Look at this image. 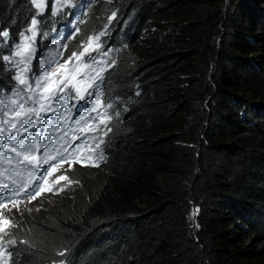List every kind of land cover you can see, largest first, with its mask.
Masks as SVG:
<instances>
[{
  "label": "trees",
  "instance_id": "obj_1",
  "mask_svg": "<svg viewBox=\"0 0 264 264\" xmlns=\"http://www.w3.org/2000/svg\"><path fill=\"white\" fill-rule=\"evenodd\" d=\"M29 9L0 0V31ZM112 10L129 112L99 167L12 218V264H264V0H98L87 32Z\"/></svg>",
  "mask_w": 264,
  "mask_h": 264
},
{
  "label": "snow or ice",
  "instance_id": "obj_2",
  "mask_svg": "<svg viewBox=\"0 0 264 264\" xmlns=\"http://www.w3.org/2000/svg\"><path fill=\"white\" fill-rule=\"evenodd\" d=\"M88 3L89 0H51L49 9V0H30V24L25 19L24 23L28 26L19 32L18 42L14 37L10 40L8 30L0 31V37H3L0 41V58L7 70L14 71L10 81L16 85L14 88L0 87V209L10 211L7 203L18 209L17 197H24L30 202L44 193L62 191L63 188L57 187L61 181L66 182L65 187L74 183L67 175L54 176V170L60 171L57 165L62 167L67 162L71 168L72 162H75L98 167L104 159L100 148L102 138L95 143L92 151L79 155L77 149L84 147V143L73 147L67 133L59 137L51 134L58 131L61 125L71 127L67 121L72 120L74 114L75 125L92 124V131L99 125L107 127V121L112 119L108 109L113 104L101 105L98 102L102 99L106 71L101 64L107 62L105 58L113 49L108 48L99 57L90 56L87 63L82 58L90 50L97 51L103 47L99 43L100 38L107 34L108 24H111L117 13L112 12L105 30L95 37V49L91 43L93 37L89 36L84 51L79 54L73 52L63 64H59L62 52L49 49L38 60L39 71H33V61L39 51L38 37L42 43L51 36L50 43L57 49L66 48V44L61 45V39L75 37L79 31L78 24L84 22L79 17L85 14L84 9ZM33 9L34 14L31 11ZM49 15L53 23L65 15L74 17L75 24L69 21L60 25L58 33L55 28L51 32L44 30ZM5 48L7 54H4ZM73 60L76 63L69 65V61ZM81 67L85 70L81 71ZM81 101L83 105H80ZM102 117H107V120ZM108 131L111 129L108 128ZM103 135H107V132ZM92 139L96 140L95 137ZM70 148L72 151H69ZM11 226H14L11 220L0 212V241L4 240L8 234L6 230ZM15 245L16 241L12 239L0 243V264H9L15 254ZM8 246L13 250H9ZM58 255L64 257L66 254L60 252Z\"/></svg>",
  "mask_w": 264,
  "mask_h": 264
},
{
  "label": "rangeland",
  "instance_id": "obj_3",
  "mask_svg": "<svg viewBox=\"0 0 264 264\" xmlns=\"http://www.w3.org/2000/svg\"><path fill=\"white\" fill-rule=\"evenodd\" d=\"M50 2H51V1H50ZM50 2H49V6H50ZM22 18H24V16H23ZM22 18L19 17L18 20H20V21L22 22V21H23ZM18 22H19V21H18ZM85 33H88L86 29L83 30V33H82L81 36H80L79 33L76 34L75 37H73L70 41L66 42L67 47H68V48H70V47H72V46L74 47V45L78 42V39H84V42H83L82 48L80 49L79 52L84 51V48L87 47V45H88V37L90 36L89 34H85ZM18 40H19V34H18V37H17V42H18ZM48 42H49V39H48V40H44L42 43H40V38H38V45H37V46H38L39 50H40V44L48 43ZM91 43H92V48L95 49V48H96V45H97V42H96L95 37H93V40H92ZM102 50H104V49L100 48V49H98L97 51H91V50H90V52H89L88 54H86L85 57L82 58V60H83L84 62H85V60H87V62H88L90 56H91V57H99L100 54H101V51H102ZM63 51H64V47H62V49L60 50V52H63ZM77 54H79V53H77ZM43 55H45V54H43ZM71 55H72V53L70 52L68 55L63 56V57L60 59L59 62H60L61 64H63L64 61L67 60L68 57H70ZM105 59H106V61H107V58H105ZM87 62H86V63H87ZM73 63H76V61H75V60H73V61H69V65H71V64H73ZM108 65H109L108 62H106V63H102V64H101V67L107 69ZM56 66H57V65H56ZM80 70H81V71H84L85 69H83V67H81ZM99 131H100V129L98 128V129L96 130V132H94V134H95L94 136L98 137V135H99ZM66 167H68V165L65 166L62 170L66 169V170H65L66 173L69 174L68 177H69V178H72V179H76V176H74V175L70 172V168H69V167L66 168ZM73 181H74V183H77V182H75V180H73ZM25 203H26V204H25L26 206H25V207H21L22 202H18V209H17V208H12V205L9 204V205H7V208L10 209V211H9V210H4V209H0V212H2L3 215H4L6 218H8V219L11 220L15 215H21L22 213H27V212H29V210H30V211L32 210V209H30V206H29V205H30V204H29V200H26ZM7 240H10V239L4 237V240H3V241H0V243H4V242H6ZM9 250H10V249H9Z\"/></svg>",
  "mask_w": 264,
  "mask_h": 264
},
{
  "label": "bare ground",
  "instance_id": "obj_4",
  "mask_svg": "<svg viewBox=\"0 0 264 264\" xmlns=\"http://www.w3.org/2000/svg\"><path fill=\"white\" fill-rule=\"evenodd\" d=\"M101 2V1H100ZM130 22V21H129ZM117 33V32H116ZM116 35H118V34H116ZM121 58V57H120ZM99 167V166H98ZM92 168H94V167H92Z\"/></svg>",
  "mask_w": 264,
  "mask_h": 264
}]
</instances>
